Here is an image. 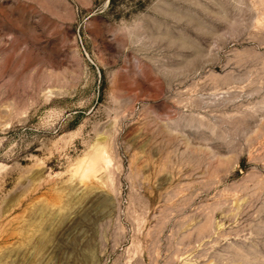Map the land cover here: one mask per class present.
Here are the masks:
<instances>
[{"label": "rangeland", "instance_id": "rangeland-1", "mask_svg": "<svg viewBox=\"0 0 264 264\" xmlns=\"http://www.w3.org/2000/svg\"><path fill=\"white\" fill-rule=\"evenodd\" d=\"M0 264H264V0H0Z\"/></svg>", "mask_w": 264, "mask_h": 264}]
</instances>
